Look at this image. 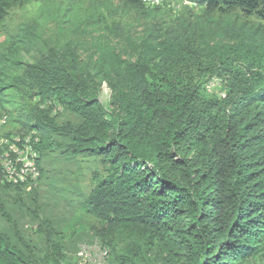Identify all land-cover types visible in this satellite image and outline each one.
Returning a JSON list of instances; mask_svg holds the SVG:
<instances>
[{"label":"trees","instance_id":"obj_1","mask_svg":"<svg viewBox=\"0 0 264 264\" xmlns=\"http://www.w3.org/2000/svg\"><path fill=\"white\" fill-rule=\"evenodd\" d=\"M30 1L0 0V119L8 136L37 132L41 178L51 153L101 158L82 202L99 221L87 243L101 240L109 264H264V0H194L178 14L121 0L149 23L85 50L94 29L49 43L36 19L7 31ZM213 78L225 96L208 92ZM39 209L36 188L0 184V264H74L81 227Z\"/></svg>","mask_w":264,"mask_h":264},{"label":"rangeland","instance_id":"obj_2","mask_svg":"<svg viewBox=\"0 0 264 264\" xmlns=\"http://www.w3.org/2000/svg\"><path fill=\"white\" fill-rule=\"evenodd\" d=\"M176 1L180 3L181 0ZM187 3L185 2V5H188ZM122 7L121 0H76L73 3L70 0H31L27 5L15 7L10 11L6 30L16 33L22 25L36 19L40 22L39 32L46 43L55 39H59L61 42L65 36L77 40L76 31L72 32L83 26L87 30H96L92 35L87 34L79 40L84 50L94 49L101 46L102 43L104 46L107 40L115 45L116 38L112 36V30L126 31L138 26L139 23L145 25L149 23L134 11L124 12ZM182 9V11H172V13L178 14L186 9L198 11L197 8L188 6ZM98 17L103 19L102 23L97 21ZM142 28L143 26L135 27L134 30L141 32ZM66 32L67 34H64ZM2 39H4V34L0 36V40ZM127 42V38L122 40L124 45ZM212 80L214 81L208 85L210 93L220 95L223 92L222 82L216 78ZM217 82L221 87H218ZM110 96V89L107 83H104L101 87L100 99L107 103ZM59 118L67 120L68 115L62 113ZM10 129H12L11 126ZM7 130L9 129L7 128ZM60 158L59 153H51L46 158L44 175L36 187L40 203L39 210L42 217L54 218L59 221L61 227L68 229L70 225H75L72 224L73 222H76L77 228L81 227L80 233L76 234L68 245V247L71 246L69 256L72 258V263L78 264L79 247L81 244L87 243L89 239V224L99 225L97 219L85 213L82 202L96 185L95 174L105 172V166L101 158L98 157L83 155L68 160ZM79 219L80 222H77ZM24 223L31 239L39 242V235L36 231L37 224L28 220H25ZM8 225L0 211V227L4 229ZM81 235L85 240L77 243L76 240Z\"/></svg>","mask_w":264,"mask_h":264},{"label":"built area","instance_id":"obj_3","mask_svg":"<svg viewBox=\"0 0 264 264\" xmlns=\"http://www.w3.org/2000/svg\"><path fill=\"white\" fill-rule=\"evenodd\" d=\"M165 0H146L148 4L158 5ZM214 80H211L212 82ZM209 82V83H210ZM207 84V90L208 89ZM218 83V87L221 85ZM225 96L224 92L220 93ZM62 110L61 106L54 109V114ZM6 118L0 120V184L23 185L31 190L38 182L41 171L38 164L39 152L36 148L39 137L36 132L27 136L6 137L2 128ZM110 249L101 240L83 243L77 254L78 264H109Z\"/></svg>","mask_w":264,"mask_h":264},{"label":"clouds","instance_id":"obj_4","mask_svg":"<svg viewBox=\"0 0 264 264\" xmlns=\"http://www.w3.org/2000/svg\"><path fill=\"white\" fill-rule=\"evenodd\" d=\"M185 2H188L187 4L188 5H185ZM143 4L147 7V8H157V7H162V6H164V7H167V8H169V9H172L173 11H175V12H178V11H180L183 7H186V6H188V7H195V8H197V2L196 1H194V0H181L180 1V3L179 2H177L176 0H165V1H163L161 4H158V5H151V4H148L147 2H146V0H143ZM182 6V7H181ZM183 10V9H182ZM181 10V11H182ZM219 80V79H218ZM3 118H6V117H3ZM2 119V118H1ZM0 119V120H1ZM6 125V123L4 124V126ZM4 126H3V128H2V133H3V135L4 136H6V137H14V136H17V135H20V136H22V137H24V136H27V135H29L30 133H32V132H36V131H32V132H30V133H27V134H20V133H14V134H11V135H6L5 134V130H4ZM36 134H37V132H36ZM37 136L39 137V135L37 134ZM40 143V137H39V142L37 143V146H36V148H37V150H38V144ZM39 152V151H38ZM38 164H39V158H38ZM41 171V170H40ZM41 175H42V173H41ZM40 179H41V176H40V178H39V180H38V182H37V184L31 189V190H28L27 188H25L23 185H20V186H23V188L26 190V191H32L34 188H36L37 187V185L39 184V182H40ZM1 185H5V184H1ZM10 185H13V184H10ZM93 242V241H92Z\"/></svg>","mask_w":264,"mask_h":264}]
</instances>
